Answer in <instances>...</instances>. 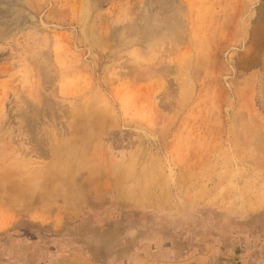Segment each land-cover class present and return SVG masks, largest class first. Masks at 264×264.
I'll list each match as a JSON object with an SVG mask.
<instances>
[{"label":"rangeland","instance_id":"1","mask_svg":"<svg viewBox=\"0 0 264 264\" xmlns=\"http://www.w3.org/2000/svg\"><path fill=\"white\" fill-rule=\"evenodd\" d=\"M174 214L179 247L263 240L179 264H264V0H0V264Z\"/></svg>","mask_w":264,"mask_h":264},{"label":"crops","instance_id":"2","mask_svg":"<svg viewBox=\"0 0 264 264\" xmlns=\"http://www.w3.org/2000/svg\"><path fill=\"white\" fill-rule=\"evenodd\" d=\"M178 218L179 214H174L171 220L175 221V225L168 224L171 227L167 228V222L165 223V221L169 220H164V217L157 216L154 219H157L159 222L153 221L141 234V240H139L140 243L135 242L132 245V248H108L109 245L105 241L103 242L99 240L100 237H104L103 234L102 236L89 238V242L92 243L91 248L93 249L89 248L88 252L92 255H87L86 257L79 259H75L66 254L51 255V259L46 264H179V248H184L183 250L189 253L200 248L202 254L211 252V248H232V251L235 253L256 251L257 249L259 250L262 248L261 245L263 240L257 239L258 237L255 239H248V237L243 238L239 235L225 238L222 244L206 241L202 244L192 243L191 245H182L179 247V231L177 230L179 229ZM174 229L176 231H173ZM25 240L16 243V245L20 248L35 249V253L33 252V254L30 255L32 261H34L36 256L37 258L39 257L36 253L39 249L54 248V242L58 239L54 236V239L51 241L53 242V246L49 243L46 244L45 242H41L40 238L38 241L33 237L29 238L28 241ZM102 242L104 243V247L107 246V248H95L98 243L101 244ZM87 247L88 246H86V248ZM248 248L254 249L248 250ZM101 253H105L106 255L101 256ZM93 254H96L94 263L92 261L94 257ZM118 254L126 255L120 257Z\"/></svg>","mask_w":264,"mask_h":264}]
</instances>
